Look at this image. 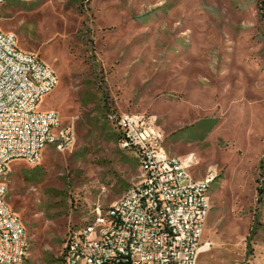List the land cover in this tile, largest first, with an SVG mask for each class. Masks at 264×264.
I'll return each instance as SVG.
<instances>
[{"label":"rangeland","instance_id":"obj_1","mask_svg":"<svg viewBox=\"0 0 264 264\" xmlns=\"http://www.w3.org/2000/svg\"><path fill=\"white\" fill-rule=\"evenodd\" d=\"M0 29L56 72L38 107L70 126L37 164L0 175L23 264H59L67 234L136 176L122 112L154 118L169 153L209 172V248L196 264H264V11L258 0H4ZM194 163V164H192Z\"/></svg>","mask_w":264,"mask_h":264},{"label":"built area","instance_id":"obj_2","mask_svg":"<svg viewBox=\"0 0 264 264\" xmlns=\"http://www.w3.org/2000/svg\"><path fill=\"white\" fill-rule=\"evenodd\" d=\"M56 81L47 62L0 29V175L13 157L35 165L46 144L62 147L70 140V126L61 125L57 111L38 107ZM115 122L118 144L136 160L135 179L108 205L91 207L88 219L67 234L58 263L196 264L210 245L203 225L214 175L194 178L187 171L192 157L183 161L167 152L154 118L130 111ZM5 193L0 180V264H23L24 226Z\"/></svg>","mask_w":264,"mask_h":264},{"label":"trees","instance_id":"obj_3","mask_svg":"<svg viewBox=\"0 0 264 264\" xmlns=\"http://www.w3.org/2000/svg\"><path fill=\"white\" fill-rule=\"evenodd\" d=\"M3 2V1H2ZM258 2H259V7L260 8H262V11H264V0H258ZM117 135H118V139H119V137H120V131L118 130L117 131ZM37 164V163H36ZM213 179H214V177H213ZM213 179L209 182V184H208V187H207V193H208V188H209V185L211 184V182L213 181ZM59 259H60V256H59Z\"/></svg>","mask_w":264,"mask_h":264}]
</instances>
